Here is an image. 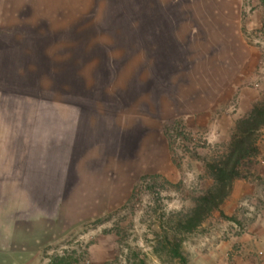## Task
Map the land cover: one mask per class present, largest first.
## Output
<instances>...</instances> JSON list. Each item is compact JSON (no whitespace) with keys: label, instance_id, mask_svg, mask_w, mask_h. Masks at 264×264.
<instances>
[{"label":"rangeland","instance_id":"obj_1","mask_svg":"<svg viewBox=\"0 0 264 264\" xmlns=\"http://www.w3.org/2000/svg\"><path fill=\"white\" fill-rule=\"evenodd\" d=\"M37 1V21L22 29L39 66L33 91L144 126L134 154L102 181L86 178L76 199H25L0 173L7 264H190L220 209L198 215L208 166L264 99V0ZM203 75L230 86L194 116ZM257 135L258 148L264 127ZM256 157L241 176L254 175Z\"/></svg>","mask_w":264,"mask_h":264},{"label":"crops","instance_id":"obj_2","mask_svg":"<svg viewBox=\"0 0 264 264\" xmlns=\"http://www.w3.org/2000/svg\"><path fill=\"white\" fill-rule=\"evenodd\" d=\"M39 6L37 0H0V173L14 178L25 199H76L86 178L102 181L108 169L134 154L144 125L33 91L39 66L22 29L37 21ZM208 79L194 78V116L212 111L230 86ZM255 163L254 175L233 182L206 230L194 238L190 264H264V136ZM7 257L0 245V264Z\"/></svg>","mask_w":264,"mask_h":264},{"label":"trees","instance_id":"obj_3","mask_svg":"<svg viewBox=\"0 0 264 264\" xmlns=\"http://www.w3.org/2000/svg\"><path fill=\"white\" fill-rule=\"evenodd\" d=\"M263 127L264 99L236 123L230 144L222 153H216L214 162L208 166L213 185L208 191V196L202 199L204 207H200L198 215L220 208L228 197L233 182L241 177V165L258 154L257 134ZM197 221H194L195 226L201 224Z\"/></svg>","mask_w":264,"mask_h":264}]
</instances>
